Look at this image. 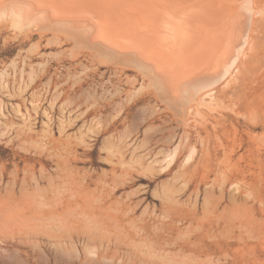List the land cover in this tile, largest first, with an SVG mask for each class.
Instances as JSON below:
<instances>
[{
	"label": "rangeland",
	"instance_id": "obj_1",
	"mask_svg": "<svg viewBox=\"0 0 264 264\" xmlns=\"http://www.w3.org/2000/svg\"><path fill=\"white\" fill-rule=\"evenodd\" d=\"M254 5L248 71L197 107L43 27L0 29V264H264Z\"/></svg>",
	"mask_w": 264,
	"mask_h": 264
},
{
	"label": "bare ground",
	"instance_id": "obj_2",
	"mask_svg": "<svg viewBox=\"0 0 264 264\" xmlns=\"http://www.w3.org/2000/svg\"><path fill=\"white\" fill-rule=\"evenodd\" d=\"M254 7V0H0V12L9 14L0 29L14 28V22L20 31L43 27L139 70L170 104L197 107L212 97L209 90L199 92L227 77L229 85L248 71L254 57L250 32L263 12ZM243 57L249 60L240 62ZM228 228L221 251L227 262Z\"/></svg>",
	"mask_w": 264,
	"mask_h": 264
},
{
	"label": "clouds",
	"instance_id": "obj_3",
	"mask_svg": "<svg viewBox=\"0 0 264 264\" xmlns=\"http://www.w3.org/2000/svg\"><path fill=\"white\" fill-rule=\"evenodd\" d=\"M12 19L14 20L15 18L12 17ZM9 20V14L7 12H0V23H5ZM13 27H17L16 23H13Z\"/></svg>",
	"mask_w": 264,
	"mask_h": 264
}]
</instances>
